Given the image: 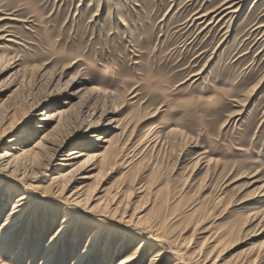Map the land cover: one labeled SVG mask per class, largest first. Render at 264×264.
<instances>
[{
    "label": "rangeland",
    "instance_id": "rangeland-1",
    "mask_svg": "<svg viewBox=\"0 0 264 264\" xmlns=\"http://www.w3.org/2000/svg\"><path fill=\"white\" fill-rule=\"evenodd\" d=\"M0 37V153L40 152L0 184L5 263L264 264V0H0ZM72 149L127 226L53 197Z\"/></svg>",
    "mask_w": 264,
    "mask_h": 264
},
{
    "label": "bare ground",
    "instance_id": "bare-ground-1",
    "mask_svg": "<svg viewBox=\"0 0 264 264\" xmlns=\"http://www.w3.org/2000/svg\"><path fill=\"white\" fill-rule=\"evenodd\" d=\"M237 10H238V8H237ZM232 12L233 11H231V13ZM227 13H229V10ZM1 38L2 37H0V39ZM9 60H11V59H9ZM1 61H2V59L0 57V62ZM16 61L17 60H13L11 62V65H12L11 67L16 68L19 66V64H16ZM58 81H60V80H58ZM42 103L43 102L38 100L35 104H36V106H39ZM61 114H62L61 111L57 112L55 114H50V115H49V113H45L44 117L42 119L43 120L53 119L54 117H56V115L61 116ZM9 129H12V128H10V126H9V128L5 127L0 131V141L3 138H5ZM101 138H103V137H101V136L99 138L97 137V142L99 140H101ZM102 140L104 143L109 142V140H106V139L105 140L102 139ZM10 141L12 143L11 145L8 146V147H10V149L7 148V150H4L2 153H0V184L5 182L6 180H11V181L17 182L19 184L21 183V185H22V182L25 183V179L27 177L34 181L39 176L35 175V174H28V173L24 172L22 163L27 156H34L36 159L37 156H39L40 152H37V151L33 152L32 150L27 149L25 147H21L20 145H15L17 143H14V142H18V138L16 136L13 137L11 140H9V144H10ZM85 155H87V154H85L83 152V150H81V149H72V150H69L63 154L64 157H61V159H60L61 162L58 164L59 168L58 169L56 168L57 172H54L53 175L50 176V179H49L50 180L49 185L51 187L54 186L55 188H57V190H55L53 193V197H55L58 200H61L62 203H64V204H65V202H63V201L68 202V204L72 205L80 213H85V214L91 213V214H93V216L110 218L112 221L115 222V225H119L120 223L121 224L124 223L125 225L126 224L128 225L131 221L125 220V219H123V217H121L119 219L118 218L119 216L117 217L115 214L116 212L108 211L104 208L96 209V207H91L89 202H88L89 199L86 197V194H85L86 191L84 190V186H78V187L76 186V188L73 186L76 183L75 181L78 179L77 177L79 175H80L81 179L82 178L83 179L90 178V177H88L89 175H86L87 173H85V171L88 170L90 164L94 163V162L91 163L93 158H98V159L100 158L101 159L104 156V153H95L93 155H89L86 159H83L85 157ZM200 156L202 158V155H200ZM253 177H256V176H253ZM259 181H260L259 179H253L252 183L254 184V183H257ZM260 187L262 188L263 185H261ZM44 189L45 188H43L39 185L37 186V185L32 184L30 186H26L25 192L21 193L18 196L15 203L13 204L14 206L12 208V212L10 213L11 215H13V217L8 218L6 220V222L3 224V225H5V227H7V230H8V227L13 226V225H17L19 223V221L21 220V217H23L26 210L28 209V200L30 198V191L33 193L34 192L37 193L38 197H39V194L41 195V197H45L46 194H44L45 193ZM115 208L113 207V209H115ZM142 224H144V223H142ZM67 226H69V225L67 224ZM139 228H136V229H139ZM150 238H151V240L156 241V242L162 241L161 237L157 236L156 234L150 235ZM6 251H7V249L3 248L2 244H0V264H7L1 259V254L5 253ZM136 258H137L136 255L131 256V257L127 258L126 260H124L120 264H131ZM151 264H153V263H151Z\"/></svg>",
    "mask_w": 264,
    "mask_h": 264
}]
</instances>
